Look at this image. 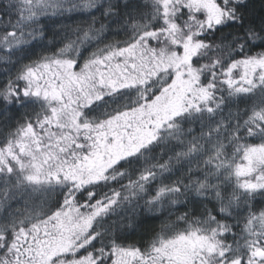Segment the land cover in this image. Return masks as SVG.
I'll return each instance as SVG.
<instances>
[{
    "label": "snow or ice",
    "instance_id": "obj_1",
    "mask_svg": "<svg viewBox=\"0 0 264 264\" xmlns=\"http://www.w3.org/2000/svg\"><path fill=\"white\" fill-rule=\"evenodd\" d=\"M0 264H264V0H0Z\"/></svg>",
    "mask_w": 264,
    "mask_h": 264
}]
</instances>
